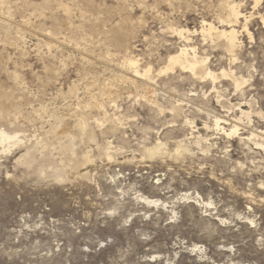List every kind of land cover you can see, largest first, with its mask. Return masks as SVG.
<instances>
[{
    "label": "rangeland",
    "instance_id": "1",
    "mask_svg": "<svg viewBox=\"0 0 264 264\" xmlns=\"http://www.w3.org/2000/svg\"><path fill=\"white\" fill-rule=\"evenodd\" d=\"M229 2L246 17L264 8V0L255 9L251 0H0V131L18 138L0 146V264H264V152L246 139H264L257 15L252 40L242 20L235 27L243 95L223 84L218 104L187 75L155 76L188 46L213 70L227 68L229 56L200 31L203 22L219 27ZM174 29L191 32L189 42ZM130 57L141 73L151 68L146 79L123 67ZM250 100L256 113L237 122ZM214 117L225 129L236 123L238 137L216 134Z\"/></svg>",
    "mask_w": 264,
    "mask_h": 264
},
{
    "label": "bare ground",
    "instance_id": "2",
    "mask_svg": "<svg viewBox=\"0 0 264 264\" xmlns=\"http://www.w3.org/2000/svg\"><path fill=\"white\" fill-rule=\"evenodd\" d=\"M251 1L254 4L253 9H255L261 3V0H251ZM224 4H226V3H224ZM226 8L227 9H226L225 16L219 18V22H218L219 27H215L211 23L203 22L200 34L202 35L203 43L210 42L211 45L217 44L219 47L222 48L223 52L229 56V64H228L227 68L221 67L218 70H213L212 67L210 66V61H209L210 57L209 56L208 57H201L197 54L195 48L189 47L187 45L188 47H186V48L183 47V48L179 49L178 53H176L174 55H169L166 59L165 65L162 68H160L158 71H156L155 76L158 79L163 78L165 80L172 82L173 80H178V79L180 80L182 75H187L191 80H193L196 83L202 84L203 86L206 84L209 85L210 89H211V93H214V95H215V99H216L215 102H217L218 104H221L222 99H225L224 98V92L226 90H222L224 88L223 84L231 86L235 93L239 92V93H242V95H243L244 88L247 87L249 81L244 76L241 75V73L239 72L240 66H237L238 60L236 58V52L238 50H240L242 47H241V43L239 41V32L235 29V27H237L240 23V20H242L243 21V26H242L243 32H245L247 34V36L249 37V39L252 40L253 38H252L251 33L248 30V25L250 24V21H251L250 19L254 15H257V19L261 25V28H262L263 34H264V8H262L260 10L256 9L257 12L255 14L252 13L247 17L242 15V13L239 11L238 4H234L233 2H229L227 4ZM173 31L181 39L189 42V40H187V38L183 37V36H185V35L187 36L191 32H189L188 30H182V29L181 30L174 29ZM194 33H195V31H194ZM137 63H138V60H135L133 57H130V58L124 59L122 65H123V67L127 68L130 71V73L133 75V77L136 79H144L145 77H148L151 73V68L148 67L147 69L142 70V73H141V70L139 69ZM131 81H134V80H131ZM146 94H149L148 97H150L151 95L153 96V94H155V93H154L153 89L147 88ZM146 97H147V95H145V98ZM246 104L249 107V110L244 111V110L239 108L240 118L237 120V122L240 121L241 119H246V120L250 121L252 115L256 113L255 110L253 109V104H254L253 100L246 101ZM97 107L99 109L104 108L100 104L97 105ZM175 109L180 110L179 105L176 108H174L172 111H175ZM257 114L260 115L261 112H259ZM78 118L79 119H78L77 125L80 128L79 131L82 133H85L87 130V122L81 116H79ZM95 121H96V119H95ZM186 123L188 125L193 124V123L189 122L188 120H186ZM223 123H225V122L221 121L220 118L214 117L213 127H214V130L216 131V134L221 132L222 134H224L227 137H233V136L235 138L238 137L240 130H239V127L236 123L230 124L228 129H225L223 126H221V124H223ZM205 127L208 128L206 125H205ZM110 130H113V129L110 128ZM90 132L91 133H89L87 135L89 136V139L93 140L94 139V137H93L94 133H93V131H90ZM57 134H64V128H63V130H60ZM246 139H247V141H253L252 143L254 144L255 148L264 152V145H263L264 139L262 137L251 132L250 136ZM14 141L18 142V138L16 135L12 136V135H9L3 131H0V146H2L3 152H5V150H6V149L3 150V146L5 144H7L6 147H9V145L11 143H14ZM69 145L73 146V144H69ZM161 145H163V144H158V145H156L157 147H154L153 149L146 150V151L150 155H156L160 152ZM4 148H5V146H4ZM70 148H71V146H70ZM180 148H182V146ZM109 150H110V144L107 143V148H106L105 153H106V156L110 158L109 153H108ZM69 151H72V150L69 149ZM86 159H88V158H86ZM61 177H62V175H61ZM143 201L149 205H152V206L160 205V202L158 200L143 199Z\"/></svg>",
    "mask_w": 264,
    "mask_h": 264
}]
</instances>
